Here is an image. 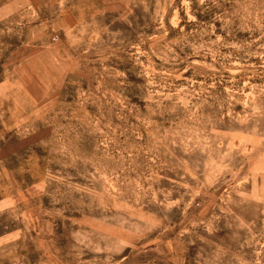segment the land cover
Listing matches in <instances>:
<instances>
[{
	"label": "rangeland",
	"instance_id": "374dc122",
	"mask_svg": "<svg viewBox=\"0 0 264 264\" xmlns=\"http://www.w3.org/2000/svg\"><path fill=\"white\" fill-rule=\"evenodd\" d=\"M0 264H264V0H0Z\"/></svg>",
	"mask_w": 264,
	"mask_h": 264
}]
</instances>
